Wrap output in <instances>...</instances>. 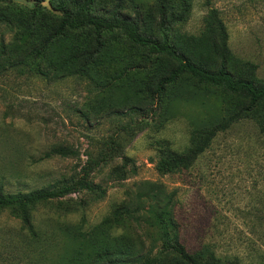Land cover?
Instances as JSON below:
<instances>
[{
    "label": "rangeland",
    "instance_id": "1",
    "mask_svg": "<svg viewBox=\"0 0 264 264\" xmlns=\"http://www.w3.org/2000/svg\"><path fill=\"white\" fill-rule=\"evenodd\" d=\"M55 3L0 0V13L19 21L13 27L22 32L38 25L37 36H43L51 20L41 29L33 17L57 19ZM91 10L136 19L142 35L167 36L191 62L209 70L219 63L218 40L207 19L215 10L234 58L231 73L240 76L250 63L264 83V0H93ZM83 32L57 40L45 59L34 51L26 58V45L0 57V185L5 193L25 194L55 190L76 177L104 194L78 190L41 201L30 211L32 230L11 210L0 209V264H60L84 237L101 231L136 243L135 257L167 262L176 255L163 249L147 216L136 213L137 200L145 196L147 208L159 187L173 195L175 234L188 253L205 247L223 260L264 264V103L255 116L209 137L243 98L184 76L157 104L147 100L171 64L161 58L146 63L145 53L120 32L101 33V53L84 73L81 59L75 74L59 76L56 63L79 52L69 48L92 50L93 34ZM2 34L11 44L14 33L0 26ZM14 58L24 66L10 69ZM58 147H69L77 157L45 158ZM100 153L107 154L105 162ZM178 157L186 160L164 170L165 161ZM86 167L90 172L82 171Z\"/></svg>",
    "mask_w": 264,
    "mask_h": 264
},
{
    "label": "trees",
    "instance_id": "2",
    "mask_svg": "<svg viewBox=\"0 0 264 264\" xmlns=\"http://www.w3.org/2000/svg\"><path fill=\"white\" fill-rule=\"evenodd\" d=\"M42 3L43 0H36ZM54 8L58 9L60 13L57 19H50V16L42 14L39 18L33 17L34 21L40 24L41 29L46 28L49 21L47 31H43V36H37L38 25L35 29H30L28 32L19 26L13 27L14 23L19 21L15 20L13 16L0 13V26L6 27L14 34L10 40L11 44L5 43L4 34L0 38V57H5L7 53L13 56V52L20 46H27L26 58L34 51L36 58L45 59L49 52V47L57 40L69 37L71 33H84L83 31L89 30L92 32L93 39L90 47L88 48H75L70 49V53L79 51L73 58L65 60L63 63L59 61L56 63V70L59 76L75 74L76 67L79 60L83 62L79 66L80 73H84L96 61L97 55L101 53L102 43L100 35L103 32H120L136 51L145 53V62L156 58L167 60L171 64V68L167 74L156 80L154 88L149 93L147 100L158 103L159 98L169 87L175 86L184 76L193 79L197 84L205 85L211 88H222L225 93L234 98H243L245 101L242 105L237 107V111L233 116L228 119L218 121V125L210 131L209 137L231 128L232 124L239 120H248L255 116L257 109L264 103V83L256 80V66L250 63L245 64V69L240 76H234L229 70L233 66L234 58L228 50L227 34L223 23L217 16V12L212 10L209 12L208 20L211 24L212 32L218 40V65L215 69L209 70L207 68L198 66L191 62L183 53L178 51L176 47L169 41L167 36L162 38H153L150 36L142 35L140 32L139 23L136 19H132L126 15H114L111 18H106L94 15L91 6L93 0H55ZM55 10V9H54ZM37 11V9H36ZM165 11V10H164ZM166 12V11H165ZM40 19V20H39ZM22 23V22H20ZM35 23V22H34ZM37 23V24H38ZM161 26L163 25V15ZM21 29V30H20ZM34 31V33L32 32ZM39 38L44 37L39 40ZM28 39V41H27ZM23 50V49H22ZM82 51V52H80ZM53 58H60V55H53ZM59 60V59H58ZM22 59H13L8 63L10 69L23 65ZM156 100V101H155ZM132 113L141 114L142 108H132ZM264 131V125L261 126ZM51 155L67 159L70 157H77V153L69 147H58L46 153L45 158H50ZM93 154H87L88 161L93 160ZM100 159L104 160L107 157L106 153L101 155ZM179 159H171L165 161L164 164L167 168L164 170L169 171L173 165L178 166L186 160L183 157ZM90 168L86 167L82 171L90 172ZM76 178V177H75ZM73 179L69 185H64L58 189L51 191L34 190L29 193H5L0 185V209L6 208L11 210L12 215L17 218L24 227L32 230V216L30 214L31 208L41 201L59 198L66 196L78 190H85L91 193H98L99 196L104 194V190L100 186H95L91 182L83 179ZM152 200L148 203L147 208L143 207L145 204V196H141L137 200L136 213H143L144 217L147 216L146 223L152 229L158 231L161 245L165 251L171 252L176 257L170 259L162 264H238L236 261L223 260L218 257L214 250L205 247L200 248L193 254L188 253L185 248L180 244L171 217V205L173 195H169L163 188L155 190ZM103 235V238H102ZM109 231L104 232H91L87 237H84L76 248L67 256L62 258L60 264H156L154 260H146L140 256H136L139 252V246L135 243L129 244L123 238V235L113 236ZM107 239V240H105ZM102 240V241H101ZM137 243H141L138 238ZM143 251V248L140 249ZM140 251V252H141ZM144 256V255H143Z\"/></svg>",
    "mask_w": 264,
    "mask_h": 264
}]
</instances>
